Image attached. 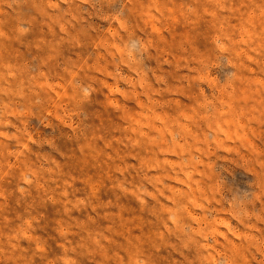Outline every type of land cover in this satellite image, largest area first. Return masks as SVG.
I'll return each instance as SVG.
<instances>
[{
    "label": "rangeland",
    "instance_id": "374dc122",
    "mask_svg": "<svg viewBox=\"0 0 264 264\" xmlns=\"http://www.w3.org/2000/svg\"><path fill=\"white\" fill-rule=\"evenodd\" d=\"M0 264H264V0H0Z\"/></svg>",
    "mask_w": 264,
    "mask_h": 264
}]
</instances>
